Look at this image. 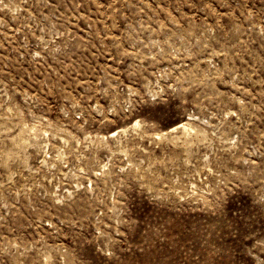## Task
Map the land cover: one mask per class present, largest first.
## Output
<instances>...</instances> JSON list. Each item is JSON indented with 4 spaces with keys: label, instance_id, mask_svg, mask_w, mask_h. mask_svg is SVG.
Listing matches in <instances>:
<instances>
[{
    "label": "rangeland",
    "instance_id": "rangeland-1",
    "mask_svg": "<svg viewBox=\"0 0 264 264\" xmlns=\"http://www.w3.org/2000/svg\"><path fill=\"white\" fill-rule=\"evenodd\" d=\"M0 264H264V0H0Z\"/></svg>",
    "mask_w": 264,
    "mask_h": 264
}]
</instances>
